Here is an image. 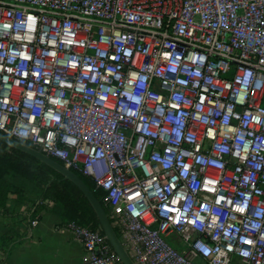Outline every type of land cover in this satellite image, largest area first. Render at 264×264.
<instances>
[{
	"label": "built area",
	"instance_id": "obj_1",
	"mask_svg": "<svg viewBox=\"0 0 264 264\" xmlns=\"http://www.w3.org/2000/svg\"><path fill=\"white\" fill-rule=\"evenodd\" d=\"M0 133L103 191L137 264H264V0H0Z\"/></svg>",
	"mask_w": 264,
	"mask_h": 264
},
{
	"label": "trees",
	"instance_id": "obj_2",
	"mask_svg": "<svg viewBox=\"0 0 264 264\" xmlns=\"http://www.w3.org/2000/svg\"><path fill=\"white\" fill-rule=\"evenodd\" d=\"M18 142L36 149L29 142ZM51 158L63 165L59 160ZM69 170L93 192L108 214L103 191L95 189L94 184L79 171ZM45 213L58 215L65 228L74 223L101 233L93 208L70 181L64 180L61 175L28 154L0 142V219L7 227L25 222V230L26 226L28 228L32 221L38 220ZM20 245V237L14 232L1 236L0 264H6L10 251Z\"/></svg>",
	"mask_w": 264,
	"mask_h": 264
},
{
	"label": "crops",
	"instance_id": "obj_3",
	"mask_svg": "<svg viewBox=\"0 0 264 264\" xmlns=\"http://www.w3.org/2000/svg\"><path fill=\"white\" fill-rule=\"evenodd\" d=\"M105 215V221L98 218L97 214L96 217L109 248L116 254L120 264H137L129 245L110 220V211ZM36 223L35 227L26 226L24 230L25 222L7 227L0 219V237L14 232L21 240V245L10 251L6 264H81L82 246L78 238L62 225L58 215L45 213Z\"/></svg>",
	"mask_w": 264,
	"mask_h": 264
},
{
	"label": "water",
	"instance_id": "obj_4",
	"mask_svg": "<svg viewBox=\"0 0 264 264\" xmlns=\"http://www.w3.org/2000/svg\"><path fill=\"white\" fill-rule=\"evenodd\" d=\"M0 142L9 146L10 148H14L28 154L61 175L64 180L70 181L87 199L94 212L97 214V217L105 221L106 215L99 201L94 197L93 192L90 191L76 175L74 176V174L69 169H66L63 165L53 160L50 156L44 154L42 151L25 146L19 143L18 140L6 137L1 133Z\"/></svg>",
	"mask_w": 264,
	"mask_h": 264
},
{
	"label": "rangeland",
	"instance_id": "obj_5",
	"mask_svg": "<svg viewBox=\"0 0 264 264\" xmlns=\"http://www.w3.org/2000/svg\"><path fill=\"white\" fill-rule=\"evenodd\" d=\"M167 243L169 244V245H171L175 250H178V251H183V249H184V246H183V244H181V242H180V240H179V238L176 236H172V237H170V238H168L167 240ZM199 264H205V263H203V262H199Z\"/></svg>",
	"mask_w": 264,
	"mask_h": 264
}]
</instances>
